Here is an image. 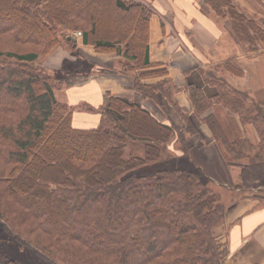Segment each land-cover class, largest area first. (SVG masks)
<instances>
[{
  "label": "trees",
  "instance_id": "16d2710c",
  "mask_svg": "<svg viewBox=\"0 0 264 264\" xmlns=\"http://www.w3.org/2000/svg\"><path fill=\"white\" fill-rule=\"evenodd\" d=\"M198 1L230 17L246 56L264 46V26L236 0ZM153 10L144 0H0V264H19L3 248L7 238L40 264H231L216 236L226 205L189 156L196 120L182 113L177 128L141 100L108 91L104 105H80L100 112L98 124L77 126L74 107L56 96L61 80L40 63L81 31L84 43L122 55L131 88L160 104L173 86L167 68L149 58ZM223 68L235 71L236 61L202 70L215 96L189 86L196 117L235 162L264 160V106L217 76ZM218 104L255 127L259 141L230 137L210 111ZM173 140L193 165L138 172L179 158ZM135 143L143 155L133 152Z\"/></svg>",
  "mask_w": 264,
  "mask_h": 264
},
{
  "label": "crops",
  "instance_id": "0c3cea01",
  "mask_svg": "<svg viewBox=\"0 0 264 264\" xmlns=\"http://www.w3.org/2000/svg\"><path fill=\"white\" fill-rule=\"evenodd\" d=\"M144 1L154 8L149 23V58L151 62L161 63L167 68L169 82L173 86L170 98L161 97L160 104L142 98L140 92L131 88L132 73L121 71L122 55L115 51L97 50L94 45L84 43L82 36L76 33L72 43L60 45L44 58L43 64L55 69H61L78 57L80 59V67L75 74L66 71L63 78H58L68 86L63 99L56 96L69 105L80 103L98 107L106 103L107 92L110 91L141 100L163 122L177 128L184 124L182 113L193 117L199 131L188 135L192 161L204 169L212 184L218 183L236 192L240 191L241 185L246 188L244 193L225 203V220L216 228L221 255L231 264H264V197L256 195L259 192L254 193L264 191V160H232L222 145L213 139L210 128L196 117L189 96L191 84L201 87L208 97L215 96L217 87L205 79L202 70H213L233 59L236 70L223 68L218 70L217 76H224L230 83L249 91L264 106V72L260 73L264 59L246 56L233 31L230 17L218 16L198 0ZM236 3L264 26V0H236ZM75 49L79 51L75 52ZM160 79L162 77H148L145 81L153 83ZM216 106L210 111L216 112ZM224 109V114L232 113L236 117L233 118L236 126L234 137L247 133L253 143L259 141L255 127L244 126L236 113ZM99 120L100 112L97 111L80 107L73 112V122L80 127L96 126ZM170 148L176 154L183 153L176 140L171 142Z\"/></svg>",
  "mask_w": 264,
  "mask_h": 264
},
{
  "label": "rangeland",
  "instance_id": "374dc122",
  "mask_svg": "<svg viewBox=\"0 0 264 264\" xmlns=\"http://www.w3.org/2000/svg\"><path fill=\"white\" fill-rule=\"evenodd\" d=\"M77 32L78 31H72V33L69 35V36H71L70 39L75 40V37H74L75 34L74 33L77 34ZM77 35H79V34H77ZM69 36H68V39H69ZM63 44H65V42ZM78 51L79 50L75 49V52H78ZM256 56L264 59V46H261V48H259V51L257 52L256 55H254V56L248 55V57H256ZM44 58H42L40 63L43 64ZM79 67H80V59L78 57V60H76L74 62H72V61L67 62L61 69L48 68V70L50 73H52L57 78H63L62 76L64 75V73L66 71L68 73L72 72L75 74L79 70ZM261 69L262 70L260 73L264 72V66H262ZM263 77H264V74H263ZM66 78L67 77H64V79H66ZM74 78L75 77H72L71 79H74ZM57 86H60V88H57ZM57 86L55 87L56 94L60 99H63L64 92L68 86V83L65 82V84H64V81H60V82L58 81ZM72 105L74 107V111L76 109L78 110L80 108V103L72 104ZM225 111H226V109H224V107H222L221 105L216 106V112H217V115L222 122V125L224 126L228 135L230 137H234L236 135L235 134L236 133L235 132L236 126H235L233 118H236V117L232 113L224 114ZM135 141L136 140H134L132 142H135ZM132 146H133V152L140 154V155L144 154V146L137 145L136 143ZM178 155H179V158H175V157H172L169 159L168 158H162L156 164H149L147 166H143V167L138 169V172H140V173H154L155 171L162 169V168L186 167L189 164H192L190 162L188 156L187 157L182 156V154H178ZM237 183H241V182L237 181ZM210 185L211 186L213 185L212 187H214V190L220 195L221 200L224 201V203H226V201H230L232 198H234V197L238 196L239 194L244 193L246 191L245 186H242V185L240 186L239 192H236L235 190L234 191L229 190L226 187L221 186V184H218V183H213V184L211 183ZM254 193H258L257 194L258 196L264 197V191H261V192L255 191ZM3 248H4L5 252L7 253V255L9 257L16 258L19 264H40V262H41L39 258L33 256L26 248L20 247L15 242V240H13L12 238H7V239L3 240ZM42 264H45V263L42 261Z\"/></svg>",
  "mask_w": 264,
  "mask_h": 264
},
{
  "label": "built area",
  "instance_id": "2783aa9c",
  "mask_svg": "<svg viewBox=\"0 0 264 264\" xmlns=\"http://www.w3.org/2000/svg\"><path fill=\"white\" fill-rule=\"evenodd\" d=\"M77 34L81 35V34H82V32H81V31H78V32H77Z\"/></svg>",
  "mask_w": 264,
  "mask_h": 264
},
{
  "label": "water",
  "instance_id": "95a60500",
  "mask_svg": "<svg viewBox=\"0 0 264 264\" xmlns=\"http://www.w3.org/2000/svg\"><path fill=\"white\" fill-rule=\"evenodd\" d=\"M71 38V36H69V39Z\"/></svg>",
  "mask_w": 264,
  "mask_h": 264
}]
</instances>
